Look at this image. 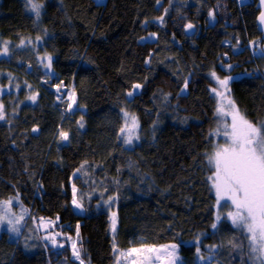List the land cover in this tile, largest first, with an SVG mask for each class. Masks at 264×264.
I'll use <instances>...</instances> for the list:
<instances>
[{"label":"trees","instance_id":"1","mask_svg":"<svg viewBox=\"0 0 264 264\" xmlns=\"http://www.w3.org/2000/svg\"><path fill=\"white\" fill-rule=\"evenodd\" d=\"M35 2L43 5L38 19L25 0H0V48L10 44L9 55L0 56V206L19 196L31 219L59 216L71 237L79 226L89 264H117L114 244L127 250L142 243H175L184 264H199L197 248L206 255L211 245L212 262L251 264L244 232L226 219L217 224L207 155L220 121L211 73L220 79L252 75L248 84L264 93L257 1ZM214 34L226 41L218 59L198 44ZM45 55L54 78L44 71ZM137 84L141 91L129 98ZM55 86L68 89L62 99ZM69 92L77 100L72 113ZM125 112L141 125L142 140L133 148L121 141ZM250 118L264 120V95ZM73 185L83 213L74 209ZM111 197L115 234L113 210L101 208ZM0 264L77 263L67 247L56 252L42 244L30 253L4 233Z\"/></svg>","mask_w":264,"mask_h":264},{"label":"snow or ice","instance_id":"2","mask_svg":"<svg viewBox=\"0 0 264 264\" xmlns=\"http://www.w3.org/2000/svg\"><path fill=\"white\" fill-rule=\"evenodd\" d=\"M261 2L264 3V0H261ZM25 3L28 10L33 12L38 19L43 5L35 3L34 0H25ZM159 19L163 23V17ZM259 19L261 23H264V12L261 13ZM187 27L191 29L194 26L188 24ZM3 51L4 53L8 51L7 42H5ZM46 67H51L50 56ZM228 67L231 68V65H228ZM211 75L217 79L222 91L212 90L221 98V103L217 108L220 121L210 135L223 136L225 143H218L214 151L207 157L208 164L213 169V175L208 177V179L211 181V188L215 192L217 206L220 205L221 201H225L226 205L232 208L227 213V219L231 221L234 227L247 234L250 258L254 261V264H264V120L256 123L252 122L241 112L230 97L225 96V93L230 91L228 85L232 79L231 76L220 79L215 72L211 73ZM134 87L140 88L141 85L137 84ZM185 87H187V83H185ZM128 95L131 96L132 92H129ZM35 98V96L30 97L33 101ZM69 99L73 104L75 103L74 93ZM225 100L227 101L226 104L224 103ZM3 107L0 104V120L5 118ZM125 117V126L120 129V132L122 134L127 132L124 142L131 144L133 138L139 139V136L134 135L135 129L139 125L135 116H129L125 112ZM229 117L230 120L228 119ZM129 119L131 120V127L128 126ZM80 127H84L83 123L80 124ZM37 130L33 129V131ZM60 138L68 140V133L61 130ZM72 193L73 205L76 208H82L81 203L76 198L77 189L75 185L72 186ZM114 199V197H111L107 202L111 203ZM11 203V198L3 202L6 211L0 214V227L6 222L10 226L11 232L19 234L20 229L16 225L20 223L23 216L15 217V219L9 218L10 216H15L14 213H11ZM57 219L59 218L57 217ZM219 219L220 216L218 214L217 220ZM111 220V230L115 233L117 223L115 212L112 213ZM41 223L46 228L53 224L52 221L45 222L43 219ZM78 227L77 238L79 239ZM212 227L215 228L216 225L213 224ZM57 235L59 233L49 235L46 239L50 240L53 245H57ZM68 239L71 240V237H68ZM59 247H63V245L61 244ZM177 247L176 244L157 247L142 243L140 247H132L126 251H120L115 248L114 244V250L118 256L117 264H121L119 258H123L126 264H156L162 259L166 260V264H176L179 259L176 256ZM233 247H240V245L233 244ZM71 250L74 258L80 260V264H84L81 259V250L77 247L76 240H72ZM197 254L201 260L206 259L200 252L199 247L197 248Z\"/></svg>","mask_w":264,"mask_h":264},{"label":"rangeland","instance_id":"3","mask_svg":"<svg viewBox=\"0 0 264 264\" xmlns=\"http://www.w3.org/2000/svg\"><path fill=\"white\" fill-rule=\"evenodd\" d=\"M95 1L99 5H104L107 3L108 0H95ZM250 1L251 0H239V2L241 4H248ZM34 2H35V0H34ZM155 38H156V36L153 35V36H151L150 39H147V40H153ZM198 44L206 51V53L211 58L218 59L221 55V52L223 51V49L226 45V41L223 37L219 36L218 34H214V35L199 38ZM263 46H264V42H263ZM263 46L259 45V48L261 47L263 49ZM4 47H5V43L2 44V48H0V56L1 57H7L9 55L10 44L7 43V49H8L7 53H4V51H3ZM254 47H255V44L252 45L253 49H254ZM48 57L49 56H47V55L41 57V60L43 62V66H44V71L51 78H54L55 72L53 70L52 60H51V67H46V64L48 63ZM30 71H31V68L29 69V72ZM231 77H232V79L229 81V85H228V88L230 91L226 92L225 96L230 97L235 102L236 106L241 110V112L244 113L249 120H251L250 116L255 117L257 114V111H258L259 105H260V99L264 95V93H261L259 91L258 86H250L248 84L247 79H250V77H252V75L251 76L250 75H241V76H234V77L231 76ZM51 78H49L48 81H52L53 79H51ZM257 82L261 83L262 80L258 79ZM141 89H142V87L136 88L135 91L132 92V95L129 96V98H132L135 94H138L141 91ZM53 90L56 92V96L59 99H62L64 94H66L68 92V89L64 86H55L53 88ZM217 90L222 91V89H220V86L218 83H217ZM26 92H27V95L30 93V97H32V96L36 97L37 96L36 94H34L32 88L30 86L27 87ZM214 94H215L217 104L219 107V105L221 103V98L219 96H217V94L215 92H214ZM68 96L70 97V96H72V94L69 92ZM30 100L32 101V99H30ZM76 101L77 100L75 98V103L73 104L72 101L69 99L68 112L72 113V112L76 111V108H77L76 107ZM224 103L226 104L227 101L225 100ZM239 103H241L242 105H245V110H247V111L243 110L241 108V106L239 105ZM128 114H129V116H135L137 121H138L139 127L137 129H135L134 135L139 136V139L133 138L131 144H126L124 141H125L127 132H125V133L121 134V141L124 143V145L127 148H133L142 140V130H141V125H140L138 117L134 114H130V113H128ZM124 118L126 120L125 114H124ZM219 118H220V116H219ZM228 119L230 120V117ZM124 126H125V123H124ZM128 126L131 127V120L130 119L128 120ZM212 140H213V146H212L211 151L208 153V155L214 151L215 146L218 143H220V144L225 143V138L223 136L216 137V136L212 135ZM11 199H12V203L10 206L11 213H14L15 216H10L9 218L15 219V217H19L21 215L23 216V219L20 221V223L16 225L20 229V231H19V234L11 232L10 226L5 222L3 224V226L0 227V235H2L4 233L8 234L11 242L16 243V244L22 243L24 249L30 253L37 252L38 249H40V246L42 244L48 245L49 247H51L52 250H55L56 252H58V251L61 252V250L65 249L67 247L70 250V255H71L73 261L76 262L77 264H80V260H76L74 258L73 254H72V250H71L72 240H76L77 247L81 250V259L83 260L84 264H89L87 261H85L83 259L82 247L78 243V241H79L78 238L68 236L64 233V231H63L64 226L61 223V218L59 216H57L59 219H57V217L38 219L36 216L32 217V219H31V212L25 206V204L22 202L21 198L19 196H14ZM6 201H8V200H6ZM101 208L104 210H106V209L111 210L112 209L113 212H115L116 211V203L114 200H112L111 203H108V202L104 203ZM74 209L77 213H83L82 209H80V208H76L74 206ZM231 210H232V208L227 206L225 201H221L220 205L217 206V209H216L217 215L219 214V216H220V219L217 220V224L224 219L229 220V219H227V213ZM4 211H6V209L4 208L3 203H2L0 206V214H3ZM111 217H112V214H111ZM42 219L45 222L52 221L53 224L49 225L46 228L41 223ZM116 230H117V223H116ZM116 230H115V233H116ZM56 233H59V235L56 236L57 245H53L50 240L46 239V237L49 235H55ZM115 233H113V234H115ZM244 234L247 237V234L245 232H244ZM68 237H71V240L68 239ZM248 243H249V241H248ZM61 244L63 245V247H59V245H61ZM170 244H175V243H169V244H165V245H170ZM197 244H199V242ZM157 247H159V246H157ZM210 248H211V250H210ZM116 249H118V248H116ZM199 249L201 252V248H199ZM215 249H216L215 246H212V245L206 247V249H205L206 255L201 252L203 254V256L206 257V259L201 260L198 256V263L199 264H218L216 262H212L213 258H214L213 251H215ZM119 250L120 251H126V250H121V249H119ZM176 256L179 258L176 261V264H184L182 255L180 253L179 246L177 247ZM208 257H210V259H208ZM119 259H120L121 264H126V262L123 260V258H119ZM116 260H118L117 255H116ZM250 263L254 264V261L251 258H250ZM156 264H166V260L162 259L161 261L156 262Z\"/></svg>","mask_w":264,"mask_h":264},{"label":"water","instance_id":"4","mask_svg":"<svg viewBox=\"0 0 264 264\" xmlns=\"http://www.w3.org/2000/svg\"><path fill=\"white\" fill-rule=\"evenodd\" d=\"M256 1H257V8L259 9L261 15V13L264 12V3H262L261 0H256ZM259 17H258V30L262 35V41L264 42V23L260 22ZM263 51H264V46H263Z\"/></svg>","mask_w":264,"mask_h":264},{"label":"bare ground","instance_id":"5","mask_svg":"<svg viewBox=\"0 0 264 264\" xmlns=\"http://www.w3.org/2000/svg\"><path fill=\"white\" fill-rule=\"evenodd\" d=\"M56 93V92H55Z\"/></svg>","mask_w":264,"mask_h":264}]
</instances>
